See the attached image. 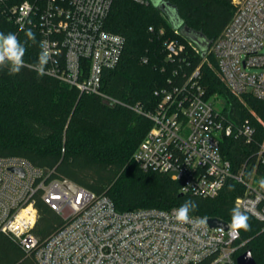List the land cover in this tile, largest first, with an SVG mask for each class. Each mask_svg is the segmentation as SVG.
<instances>
[{"label":"built area","instance_id":"obj_1","mask_svg":"<svg viewBox=\"0 0 264 264\" xmlns=\"http://www.w3.org/2000/svg\"><path fill=\"white\" fill-rule=\"evenodd\" d=\"M112 2L0 0V11L19 29L39 30L40 52L46 50L51 57L47 74L79 93L114 102L101 90L103 71L116 66L125 45L123 35L104 24ZM231 2L233 14L209 50L233 95L250 93L264 99V0ZM163 44L168 59L185 50L175 38ZM193 49L198 51L194 45ZM198 74L196 67L183 82L155 90L158 101L152 110L132 105L151 122L133 159L142 169L167 173L182 192L201 197L217 196L228 180H234L242 188L235 207L258 220L264 230V189L258 184L264 178V139L256 141L248 118L234 124L215 108ZM230 134L244 145L255 143L235 169L220 149L222 136ZM52 171L22 156H0V234L13 236L37 264H239L237 256L247 249L248 239L240 231L234 236L231 222L225 221L226 228L211 227L207 221L200 225L202 218L194 215L188 223L178 222V207L120 211L107 194L55 177ZM38 198L64 219L43 241L32 231Z\"/></svg>","mask_w":264,"mask_h":264},{"label":"trees","instance_id":"obj_2","mask_svg":"<svg viewBox=\"0 0 264 264\" xmlns=\"http://www.w3.org/2000/svg\"><path fill=\"white\" fill-rule=\"evenodd\" d=\"M163 1L176 8L182 24L211 42L234 11L231 0ZM104 24L125 38L119 62L102 74L101 90L114 102L94 93H79L50 74L38 76L32 66L40 54L39 30L32 26L19 29L0 11V32L15 33L21 43L27 41L26 66L21 72L10 74V64L0 68V156L25 157L34 165L52 169L55 177L71 180L96 194H107L120 211L179 208L190 199L197 204L190 215L231 222L235 198L242 191L234 180H228L217 196L201 197L182 192L179 182L167 173L139 167L133 153L151 122L132 105L152 110L158 101L155 90L183 82L198 67L197 80L205 97L221 96L225 103L220 111L234 124L248 118L259 142L264 139V126L254 115L264 121V99L250 93L233 95L217 73L211 43L202 55L200 47L205 48V43L198 45L180 28L175 29L153 0H113ZM29 29L35 34V43L27 40ZM168 38L185 44V50L173 59L166 58L164 50L163 42ZM220 149L235 169L255 149V143L244 145L241 138L223 135ZM36 207L38 217L32 231L43 241L62 226L64 219L39 198ZM246 215L250 229L240 230L241 237L248 239L245 248L256 264H264V230L258 220ZM0 264L37 262L13 236L0 234Z\"/></svg>","mask_w":264,"mask_h":264},{"label":"clouds","instance_id":"obj_3","mask_svg":"<svg viewBox=\"0 0 264 264\" xmlns=\"http://www.w3.org/2000/svg\"><path fill=\"white\" fill-rule=\"evenodd\" d=\"M27 40L35 43V34L29 29L26 32ZM25 43H21L15 33L9 32L5 34L0 32V68L10 64V74H19L24 68L25 61L24 56L26 53ZM51 57L49 52L42 50L38 56V62L35 66H32V70L36 71L38 76L42 77L46 74V66L49 63ZM261 189H264V178L258 181ZM197 210V204L192 200H186L179 208L175 210V218L178 222L188 223L190 222V212ZM200 225L206 223V218H202L199 221ZM232 234L238 235L240 230L248 231L250 229L249 217L244 214L239 208H233L231 213V225Z\"/></svg>","mask_w":264,"mask_h":264},{"label":"water","instance_id":"obj_4","mask_svg":"<svg viewBox=\"0 0 264 264\" xmlns=\"http://www.w3.org/2000/svg\"><path fill=\"white\" fill-rule=\"evenodd\" d=\"M153 2L157 6V8L168 18L169 22L174 26L175 29L180 28L181 32L187 34L198 45L199 43H205V48L200 47V49L202 50V55H204L205 50L211 43V40H205V37L201 32H194L187 25L182 24L181 20L177 15L176 8L171 5L168 1L153 0ZM206 221L211 227H227V223L224 220H221L216 217L207 218ZM236 261L239 264H256L255 259L253 258L249 249H246L241 254H239L236 258Z\"/></svg>","mask_w":264,"mask_h":264},{"label":"rangeland","instance_id":"obj_5","mask_svg":"<svg viewBox=\"0 0 264 264\" xmlns=\"http://www.w3.org/2000/svg\"><path fill=\"white\" fill-rule=\"evenodd\" d=\"M224 99L221 97V96H215L214 98H213V105H214V107L215 108H217V109H221L222 108V106L224 105ZM254 117L261 123V124H263V126H264V121L260 118V117H258V116H256V115H254ZM66 124H67V122H65L64 123V125H63V127H62V130L64 131L65 130V128H66Z\"/></svg>","mask_w":264,"mask_h":264}]
</instances>
